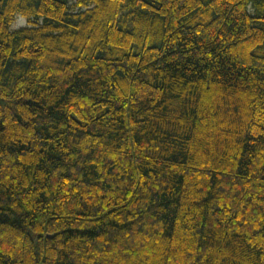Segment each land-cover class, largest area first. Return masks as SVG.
Returning <instances> with one entry per match:
<instances>
[{"label":"trees","instance_id":"trees-1","mask_svg":"<svg viewBox=\"0 0 264 264\" xmlns=\"http://www.w3.org/2000/svg\"><path fill=\"white\" fill-rule=\"evenodd\" d=\"M0 264H264V0H0Z\"/></svg>","mask_w":264,"mask_h":264},{"label":"rangeland","instance_id":"rangeland-1","mask_svg":"<svg viewBox=\"0 0 264 264\" xmlns=\"http://www.w3.org/2000/svg\"><path fill=\"white\" fill-rule=\"evenodd\" d=\"M26 23H27V20H26L25 17L17 16L12 28L14 29V28H18V27L24 26V25H26Z\"/></svg>","mask_w":264,"mask_h":264},{"label":"water","instance_id":"water-1","mask_svg":"<svg viewBox=\"0 0 264 264\" xmlns=\"http://www.w3.org/2000/svg\"><path fill=\"white\" fill-rule=\"evenodd\" d=\"M48 237H52L50 234H48Z\"/></svg>","mask_w":264,"mask_h":264}]
</instances>
